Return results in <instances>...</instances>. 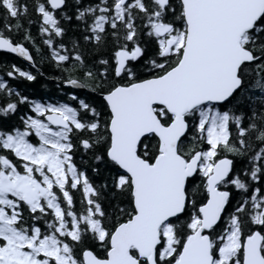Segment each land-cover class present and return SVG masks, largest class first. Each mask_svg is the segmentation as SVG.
<instances>
[{
    "label": "snow or ice",
    "instance_id": "6c2138e0",
    "mask_svg": "<svg viewBox=\"0 0 264 264\" xmlns=\"http://www.w3.org/2000/svg\"><path fill=\"white\" fill-rule=\"evenodd\" d=\"M0 52V264H264V0H0Z\"/></svg>",
    "mask_w": 264,
    "mask_h": 264
},
{
    "label": "trees",
    "instance_id": "16d2710c",
    "mask_svg": "<svg viewBox=\"0 0 264 264\" xmlns=\"http://www.w3.org/2000/svg\"><path fill=\"white\" fill-rule=\"evenodd\" d=\"M30 2H31V0H29V3ZM84 2H88V0H84ZM32 18L35 19L36 17L33 15ZM32 32H33L34 35L37 33V25L36 24L32 25ZM69 35L70 36L71 35H79V33L78 32L77 33H72V31L70 30ZM37 41L39 42V37H37ZM82 50H83V48H82ZM6 59H7L6 58V54L0 53V60H3V62H7ZM86 59H91V57H88L87 54H86ZM41 70L44 72L45 75L41 76V77H38L37 82L30 83V84L29 83H25V87L24 88L27 91L32 92L33 94L43 95V93H41L42 89L40 88L42 85H44L48 90H51V91H54V89L56 87V84L50 82L47 77L52 76V75H58L59 73L57 71H55L54 69H51L47 64H45L42 67ZM43 82H46L48 84V86H46ZM86 92L87 91L82 92V90H80V93L82 95H84ZM52 93H53L52 94L53 96H55V95H59L60 96V94H57L55 92H52Z\"/></svg>",
    "mask_w": 264,
    "mask_h": 264
},
{
    "label": "flooded vegetation",
    "instance_id": "af4514ba",
    "mask_svg": "<svg viewBox=\"0 0 264 264\" xmlns=\"http://www.w3.org/2000/svg\"><path fill=\"white\" fill-rule=\"evenodd\" d=\"M0 53H3V54H6V61L7 62H9V63H16L18 66H20L21 68H26V67H28V63H26V62H24L22 59H20L18 56H15V55H13V54H10V53H6V52H0ZM0 62H3V60H0ZM45 75V74H44ZM50 82H52V83H55L56 84V81L55 80H50V79H48ZM46 86H48V84L46 83V82H43ZM25 83H21V84H19V88L20 89H22L24 92H25V94H28V95H30V96H32V97H34V98H37V99H49V98H53V97H55V98H58V99H63V98H65L64 97V93L63 92H57V90H56V87H55V89H54V91H51V90H48L44 85H42L40 88L42 89V92L41 93H43V95H39V94H33L32 92H29V91H27L25 88ZM70 89L67 87V86H65V91H69ZM47 91V92H46ZM87 91V90H86ZM52 92H55V93H57V94H60V96L59 95H55V96H53L52 94ZM82 92H84V91H82ZM81 96H83L82 94H81ZM25 109H23V108H21V112H23ZM19 114V113H18ZM14 121H15V118H14ZM13 121V122H14Z\"/></svg>",
    "mask_w": 264,
    "mask_h": 264
},
{
    "label": "water",
    "instance_id": "95a60500",
    "mask_svg": "<svg viewBox=\"0 0 264 264\" xmlns=\"http://www.w3.org/2000/svg\"><path fill=\"white\" fill-rule=\"evenodd\" d=\"M13 55H15L16 56V54H13ZM20 58V57H19ZM20 59H22L24 62H26V63H28L27 61H25L23 58H20ZM82 91H86V89H83Z\"/></svg>",
    "mask_w": 264,
    "mask_h": 264
}]
</instances>
